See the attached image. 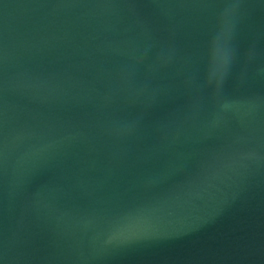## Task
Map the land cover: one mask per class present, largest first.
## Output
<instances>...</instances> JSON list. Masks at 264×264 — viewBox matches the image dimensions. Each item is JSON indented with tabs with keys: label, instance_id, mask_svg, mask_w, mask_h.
Masks as SVG:
<instances>
[{
	"label": "water",
	"instance_id": "obj_1",
	"mask_svg": "<svg viewBox=\"0 0 264 264\" xmlns=\"http://www.w3.org/2000/svg\"><path fill=\"white\" fill-rule=\"evenodd\" d=\"M0 264H264V0H0Z\"/></svg>",
	"mask_w": 264,
	"mask_h": 264
},
{
	"label": "clouds",
	"instance_id": "obj_2",
	"mask_svg": "<svg viewBox=\"0 0 264 264\" xmlns=\"http://www.w3.org/2000/svg\"><path fill=\"white\" fill-rule=\"evenodd\" d=\"M230 16H231V10L226 9L225 12L221 15V18L218 22V32L223 35L227 32L228 30V25L230 21ZM219 39V37H218ZM219 49H216L217 52V58L215 65L212 69L211 72L208 71L206 80H205V86L206 87H212L216 83V78L218 74L222 73L223 71V65H224V58L220 55H218Z\"/></svg>",
	"mask_w": 264,
	"mask_h": 264
}]
</instances>
